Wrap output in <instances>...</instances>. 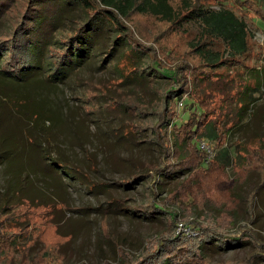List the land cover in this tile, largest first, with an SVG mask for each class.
I'll return each instance as SVG.
<instances>
[{
    "label": "rangeland",
    "instance_id": "374dc122",
    "mask_svg": "<svg viewBox=\"0 0 264 264\" xmlns=\"http://www.w3.org/2000/svg\"><path fill=\"white\" fill-rule=\"evenodd\" d=\"M193 1L211 8L226 3L248 27V54L210 72V85L192 81L194 73L207 70L189 49L198 36L195 26L181 30L138 14L127 25L146 57H126L115 69L87 61L54 84L31 72L21 83L0 76V85L29 94L52 118L34 127L8 107L0 109V152H10L0 165V264H156L161 260L151 257L157 249L174 261L189 252L187 261L194 264H264V0ZM170 2L180 9L181 0ZM18 5L8 3L0 20L8 18L11 26ZM151 59L186 76L184 83L180 79L182 101L167 95V81L138 78L137 66ZM200 101L207 119L227 132L215 144L197 139L196 151L181 133L185 128L159 119L164 109L178 126L188 118L189 104ZM151 128L160 133L162 147ZM27 131L31 144L23 138ZM137 134L150 141L129 140ZM53 160L78 168L85 185ZM143 162L183 171L158 186L151 180L147 188L117 185ZM152 190L166 211L158 221L130 217L111 204L121 198L141 203ZM5 194L32 203L5 206ZM239 235L229 245L215 243ZM204 236L211 243L199 246Z\"/></svg>",
    "mask_w": 264,
    "mask_h": 264
},
{
    "label": "trees",
    "instance_id": "16d2710c",
    "mask_svg": "<svg viewBox=\"0 0 264 264\" xmlns=\"http://www.w3.org/2000/svg\"><path fill=\"white\" fill-rule=\"evenodd\" d=\"M8 3H19L21 11L11 26L8 24V18L0 20V76L15 83L25 82L31 72L35 75L37 73L45 82L54 84L62 81L68 72L78 69L87 61L92 63L97 61L101 65L108 62L107 67L115 69L117 62L126 57L132 59L138 55L146 57L144 51L147 49L135 41L127 25L131 17L136 14L178 24L181 30L192 26L197 28L198 36L191 39L189 49L198 56L201 65L205 66L203 68L207 69L202 70L198 75L195 73L192 75V81H199V87L212 83L210 72L221 65L231 66L236 58L245 57L249 51V32L246 22L236 15L232 6L226 3H220L218 8H211L204 2L181 0L180 9H176L170 0H0V19L2 10L6 9ZM213 50L216 52L213 53ZM261 61L264 68V56L261 57ZM158 64L155 59H151L149 64L143 66L141 61L137 66L140 67L137 69L140 71L137 74L138 78L152 77L167 81L169 86L167 95L175 102L182 101L184 95L180 91V79L184 83L186 76L184 77V74L180 76L181 70L179 72L178 67L161 68ZM195 70L197 71V67L193 69ZM2 107H8L11 112L9 114L13 113L19 119L24 118L29 121L30 126H39L43 120L52 122L46 108L36 102L35 98L29 94H20L4 85H0V109ZM202 107L201 101L191 102L188 118L178 126L174 119L170 122L164 109L159 120L177 127L179 131L185 128L181 133L188 135V141L193 145L194 150L200 151L196 147L197 139L200 141L211 139L215 144L222 137H220L221 133L227 132L223 131L215 120H208ZM1 119L0 116L2 127ZM150 130L156 136L157 145L162 147L157 140L160 138V133L153 128ZM176 137L175 135L173 138L174 143L177 141ZM23 138L32 143L33 136L28 131L23 132ZM133 138L129 140L136 144L150 141L146 136L141 137L139 134ZM172 148L169 150L171 154L175 151V147ZM163 153L165 152H162V155ZM9 157L8 150L1 151L0 165L6 163ZM51 163L63 169L71 179H78L85 185L86 175L78 168H71L59 160H53ZM136 169L127 177L118 180L117 185L124 189H133L135 185L142 183L143 188H147L146 184L151 180V184L158 186L162 181L164 183L165 179L178 177L183 171L178 166L158 167L156 164L149 165L145 162ZM6 192H10L8 188ZM156 194L152 190L150 195H145V200L141 203L128 204L127 198H121L111 199V204H114L117 211H122L130 217L149 222L158 221V217L163 213L166 214V211L154 200ZM25 201L31 202L30 199L15 194L9 196L5 194L2 202L5 206H14ZM169 217L172 219L175 214L170 213ZM240 236L242 235L228 242V239L222 242L221 238L215 243L226 246L231 241H237ZM176 237V241H180V236ZM211 240L212 238L204 236L198 245L209 244ZM239 245L241 244L238 242L232 247ZM188 255L189 252H180V259L174 261L172 259L175 258L174 255H164L162 249H157L151 259L158 257L161 260L156 264H194L187 261Z\"/></svg>",
    "mask_w": 264,
    "mask_h": 264
}]
</instances>
